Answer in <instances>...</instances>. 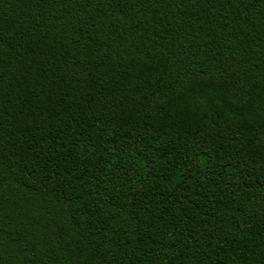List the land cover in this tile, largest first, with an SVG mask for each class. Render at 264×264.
I'll use <instances>...</instances> for the list:
<instances>
[{"label":"trees","instance_id":"16d2710c","mask_svg":"<svg viewBox=\"0 0 264 264\" xmlns=\"http://www.w3.org/2000/svg\"><path fill=\"white\" fill-rule=\"evenodd\" d=\"M0 264H264V0H0Z\"/></svg>","mask_w":264,"mask_h":264}]
</instances>
